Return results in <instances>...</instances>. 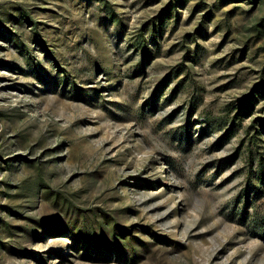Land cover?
<instances>
[{
  "label": "rangeland",
  "instance_id": "rangeland-1",
  "mask_svg": "<svg viewBox=\"0 0 264 264\" xmlns=\"http://www.w3.org/2000/svg\"><path fill=\"white\" fill-rule=\"evenodd\" d=\"M262 165L264 0H0V264H264Z\"/></svg>",
  "mask_w": 264,
  "mask_h": 264
},
{
  "label": "trees",
  "instance_id": "trees-1",
  "mask_svg": "<svg viewBox=\"0 0 264 264\" xmlns=\"http://www.w3.org/2000/svg\"><path fill=\"white\" fill-rule=\"evenodd\" d=\"M259 177H261V174L264 175V166H261V172L259 173ZM263 185H264V181H263ZM251 187V186H250ZM249 187V188H250ZM261 187H253V190L255 191V194L257 195L259 192H261L262 190H260ZM249 191V190H248ZM259 195V194H258Z\"/></svg>",
  "mask_w": 264,
  "mask_h": 264
}]
</instances>
